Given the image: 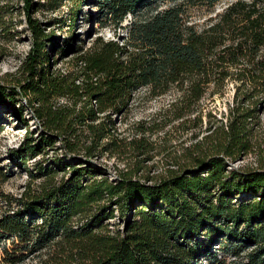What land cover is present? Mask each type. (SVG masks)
Instances as JSON below:
<instances>
[{"label": "trees", "instance_id": "16d2710c", "mask_svg": "<svg viewBox=\"0 0 264 264\" xmlns=\"http://www.w3.org/2000/svg\"><path fill=\"white\" fill-rule=\"evenodd\" d=\"M71 1L75 19L85 0ZM156 1L97 0L105 22L126 32L88 46L70 40L54 55L51 33L29 15L32 43L19 64L27 78L10 92L0 84V104L25 125L24 110L38 120L10 157L30 182L42 181L8 193L11 173L0 166V264H264V0H231L201 26L189 4L220 0ZM9 12L0 5V33L11 29ZM68 51L65 67L54 68ZM230 82L228 111L218 116ZM142 89L149 99L174 96L130 122L128 139L116 116ZM171 130L190 143L166 147ZM58 147L52 161L36 158ZM121 150L132 154L111 177L96 159ZM163 153L164 170L145 172ZM250 153L255 166L230 167ZM114 207L124 219L115 230Z\"/></svg>", "mask_w": 264, "mask_h": 264}, {"label": "rangeland", "instance_id": "374dc122", "mask_svg": "<svg viewBox=\"0 0 264 264\" xmlns=\"http://www.w3.org/2000/svg\"><path fill=\"white\" fill-rule=\"evenodd\" d=\"M35 5L31 8L27 0H0V5L5 8L11 9V12L6 14L8 17L9 30L7 32L0 33V84L3 87H6L7 92L12 91L13 88L21 89L19 83L26 81V75L23 74L19 69V64L21 59L26 55V52L30 49L32 43V31L29 26V15L32 17L40 19L41 25L45 29L46 33H51V46L54 48L51 52L54 55L57 47H64L67 45V41H70L75 44H82L88 46L92 40L97 35H102L106 38L116 37V33L121 35L126 32V28L118 27L113 23L105 22L100 8L97 4V0H85L78 9L77 14L74 18L71 6L74 5V2L71 0H61L58 3L57 7H54L51 4H48L47 0H32ZM231 0H220L213 7H210L206 3H195L189 4L188 14L191 16L197 26H201L205 20L216 11L221 10L227 2ZM160 5L167 3L165 0L156 1ZM43 3V4H41ZM153 3L152 6H154ZM131 14L127 16L124 20V23H127L131 19ZM65 50V49H64ZM71 51V50H70ZM65 52L66 56L64 58L59 55V57L54 61H51V64L55 67H65L67 59L71 54ZM21 81V82H20ZM234 93V84L229 83L227 92L224 96H218L216 99L217 104V115H225V112L228 111V103L231 101ZM144 96V89L138 91L135 94L130 110L127 114H124L122 117L120 115L116 116L117 125L119 130H122L124 136H127L128 139L131 138L132 131L129 129V123L136 121L140 118H147L156 110L159 109L162 105L166 104L174 96V93H169L163 97L159 98H147ZM15 97L18 99L22 98L24 103H27L26 98L22 93H16ZM11 103V101L9 100ZM27 105V104H26ZM12 108V104H0V126L2 130L0 131V166L6 167V169L11 173L10 177L3 184L4 190L8 193L14 195H20L27 187L36 186L37 183L42 181V178H37L35 181L30 182L28 172L25 168H22L18 165L12 163L13 158L10 157V152L13 148L19 147L21 144V139L26 133V127L30 129L39 128L38 120L27 110H24V115L27 117L28 125H25L24 122H21L15 117ZM38 123V126H37ZM38 131V130H37ZM262 133H264V112L262 113ZM177 133V134H176ZM180 131H170L169 141L163 142L167 147L169 144L172 145L174 142H179L180 140H185L189 142L187 138V133L183 134L182 137H179ZM37 133H35L36 135ZM159 135V133L154 134V138L159 142L161 139H165L166 136ZM161 137V139L158 138ZM162 144V141H160ZM59 146V143L57 144ZM179 145L177 146V149ZM181 148V147H180ZM160 149V147L158 148ZM57 150H62L58 148H48L44 154L36 156L37 159L49 158V162L52 161L51 156ZM117 153L116 156L105 155L96 159V161L103 165L106 169V173L109 176L115 177L121 168L124 167L123 159L130 157L132 154L131 151H126ZM178 150H173L172 154L175 155ZM161 155H167L166 153L158 154L155 156V160H146L145 172L157 173L164 170V162L169 157H165L162 160L158 159ZM257 155L254 153L248 154L244 159H239L237 161H231L230 167H243L246 164L256 165L255 158ZM35 158H31L27 164L29 167H33ZM53 163V162H52ZM147 165V166H146ZM166 165V164H165ZM69 174V169H67ZM62 173V172H61ZM61 174H57V178H60ZM115 209V217L110 221L109 227L115 230L123 222V218L120 217L119 211Z\"/></svg>", "mask_w": 264, "mask_h": 264}]
</instances>
